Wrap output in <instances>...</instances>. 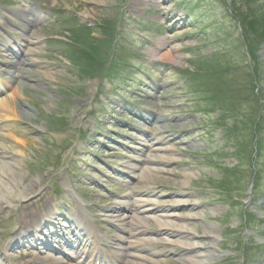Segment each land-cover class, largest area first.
I'll return each instance as SVG.
<instances>
[{"label": "rangeland", "instance_id": "1", "mask_svg": "<svg viewBox=\"0 0 264 264\" xmlns=\"http://www.w3.org/2000/svg\"><path fill=\"white\" fill-rule=\"evenodd\" d=\"M124 1L130 2L128 7L131 5L132 0H72V3L70 4V8L75 10L76 8L80 7L79 13H81L83 11L87 12V9L91 10V8H92V10H93V14L91 12L92 16H94V17H99V16L100 17H107L106 19H108V18L111 19L112 16L120 15V18H119V21L117 24V29H120L121 25H122V19L124 18L123 14L125 12V9L122 8V6L124 5ZM249 1L256 2V0H249ZM223 2L224 3L226 2V5L230 6V8H232L234 13H235V15L233 14L234 17L232 19L233 25H235V26L240 25L242 27V26H246L249 24L250 28H253V30H256L257 32L260 31L261 32V33H259L260 35H254V37L249 36L250 29L248 27H245V30L247 31L248 34L246 33V31L243 32V36L245 39L244 41L239 39V34L236 35L233 40L226 39L225 33H223L224 27L222 26V22H221V16H222L223 12L221 10L219 3H217L216 6L208 4L202 10V13H200L201 16L205 20L204 23H203V21H201L200 23H198V25L200 27H197V28L195 27V29H193V31H192V29H189V31H188V35L191 36V38L188 40L189 41L192 40L193 39L192 36L196 37L198 45L201 46L198 48V49H200V51L195 52L196 48H191L189 50V51H191V56L189 54H185V53L180 54L181 64L183 66L185 65V67H186L188 62L192 63L194 61V63L191 65V69L195 68V72H196V70H199L200 72L206 71V72L211 73L210 71L219 69L222 66L221 65L222 63L218 60V58H219L218 52L217 53L215 52L212 56L213 50H217L221 54H223V53L225 54V48L228 47L227 52H230V50H231V54L226 55V56H231L229 61L241 62L240 61L241 56L239 53L241 52V49L243 48V43H249V46H250L249 50L251 48L255 49V55H253L252 61L250 62V64L255 65L254 72H253L254 74L251 71V77L247 78L250 80V84H249L247 82L246 76L243 72L246 70V68L243 69L242 72L239 71V82H238V84L241 86V89L243 90L244 93L246 92V87H248L249 92H251L253 90L257 91V88H260V91H262L264 94V28L258 26L261 24L256 25V23H260V22H256V21L252 22V20L248 19L249 17L243 18V20H242L243 14H239L242 12L248 14L245 11L248 10V7L255 9L256 8V7H254L255 3L249 4L245 0H223ZM205 3H206V1L204 0V4ZM246 5H248V6L246 7ZM94 6H96L95 9H93ZM154 6H156V5H153V8L151 9L153 11H155L157 9V6L156 7H154ZM150 14L147 11H146V14H144L142 9L137 10V12H134V10H131L130 18L138 17L141 19H146ZM151 15L157 16V14H151ZM253 16H256V15H253ZM138 27H139V25H137L136 23L135 24L130 23V25H127L125 31H126V33H129V34H135V33H138ZM144 27H146V26H144ZM93 29L99 30L100 28L96 27ZM201 30H203V32L205 34L204 33L200 34ZM218 30L221 31L222 33L218 32ZM142 33L144 34L146 32H142ZM150 34H151L152 38H154V39L156 37H158L157 31L155 29L152 32H150ZM205 36L208 39H210L211 43L208 45L206 44V45L202 46V44H204L203 40L206 39ZM218 36H220V37L217 40V42L211 40L212 38H215ZM158 38H161V37H158ZM185 40H187V39H185ZM230 43L232 44V46L236 47V50H232L229 48V46H231ZM181 47L182 48L183 47H190V45H188V43L184 42L181 45ZM189 51H188V53H189ZM235 51H236V53H235ZM164 53L168 55V56H165L163 53H160V55L162 54L161 57L164 60L169 61V59L170 60L175 59L174 57L171 58L168 53H166V52H164ZM194 54H195V56L193 58ZM182 57H184V58H182ZM211 58H212V60H211ZM204 62L205 63L210 62V63L207 66V65H204ZM256 64H259V67L261 69L260 74L257 73ZM199 66H201V67H199ZM75 71H76V69H73V72H72V71H68L66 68H61L57 72H53V74H52V80L53 81H50L47 79V77H49L48 73H40V71L35 73V71L32 70L31 74L29 75L30 77H28L27 74L25 75L29 78V80L27 81L25 79L24 83H23V85H21L20 89H21V92L23 93L22 97H24L25 100L30 99L31 107L33 110L32 112L36 114L30 119L32 120V122H36L40 126L45 125V128H46L45 131H43L41 133H34V134H32V131L29 129L25 132V130L27 129L26 127L22 128L21 130H17L15 132V134L18 135L17 137H19L23 141L22 144L20 143L18 150L19 151L25 150L31 154V155H28L30 157L28 158L27 161L24 162L23 165L26 164V170H28L32 174H36L35 172L39 173L42 171V165L37 160L38 159L37 157L39 156L41 159L44 155V151L51 153L52 152L51 143H53V141L57 142V140L59 138L58 134L56 133V130L61 128L62 119L64 120V117L61 119L59 116L62 115V116L68 117L70 115V111L68 109V104L74 105L77 103V94H79L81 92L80 86H81L82 82H80V86H79L77 78L74 76V75H76ZM234 74H235L234 72L227 73L225 78L223 79V81H218V80L213 78L214 80L212 79V81H210V83L207 85L206 88L203 87V91H200L196 87L190 88V85L188 87L186 86V88H188V95H189L190 100L192 98L196 99L197 105L194 102H192L193 105H196V109H198V108L203 109L204 103L202 101L205 99H209V97H211V93H214V95H218L221 100L223 99L222 101H224V102H222V104L225 106V109H228L227 107L230 105V103H236V102L239 103V98L242 97V96H240L242 91L238 90L237 92H233L229 95H227V93H226L227 91H229L228 89H226L227 88L226 84L232 83L233 81H235V80H233L235 78ZM195 75L197 76V73H195ZM39 78L41 79V81H39ZM177 78H179V79H176V81L180 84V82L182 80L180 79L179 76H177ZM260 78H262V81L258 82V80ZM40 84H42V85H40ZM16 89H18V85L16 86ZM84 90H86V88H84ZM208 90H210V92H207ZM183 95L185 96V94H183ZM16 101H18L17 98H16ZM16 101H15V103H16ZM253 102H255V101H252V103ZM240 103H241V101H240ZM251 105L249 103L246 104V102L244 104V106L249 111L248 118H247V122L249 124V127H252L255 123L257 124L258 121H259V123L264 125V107L256 108L254 106L252 107ZM17 106L19 108L22 107V105L19 103ZM47 107L49 109H47ZM200 109H198V110H200ZM259 110H261L262 112L260 113ZM251 113H252V119L249 120V115ZM71 114L75 115V111H72ZM195 115L196 114H194L192 116L194 117ZM2 136L6 137L5 134H2ZM66 136L68 138H72L71 130L68 131ZM260 136H264V133L259 134V137ZM62 137H64V136L62 135L60 137L61 141H63ZM11 139H12V141H16V139L14 137H12ZM33 139H36L37 143L33 142ZM214 139H216L215 136H214ZM251 150H252L251 146L245 148L244 153H242L243 156H246V154L250 156ZM249 156H247V157H249ZM231 160L232 159L226 160L224 163V166L231 168V171H238V173H237L235 178L229 179L228 183L231 185H232V182L234 184H236V185H232V186H234L233 187V189H234L233 194L239 195V197H240V195L246 194L247 190L249 189L251 179L253 177L252 167L245 168L248 165L246 163H244L243 157H240V160L236 158V162L234 161V159H233V161H231ZM260 162H261V158L258 157L256 165H258ZM202 163H203V161H202ZM34 165L39 166L37 170L33 169ZM18 166L21 167L20 164ZM262 170H263V174L261 175L262 176L261 182L262 181L264 182V169H262ZM199 171H200V173L195 172L196 177H193V178H192L193 173H191V175H190L192 178L191 185H193L195 187H197V186L208 187V186H210V184L211 185L217 184L216 186H218L220 184V180H221L219 178L220 172L217 171L216 169L211 170L209 167L206 169H204V167H200ZM17 173L19 174V176L21 178L20 180L24 181V182H28V180H30L32 182L36 179V177H38V174H36L32 177L26 178L25 175L20 174V172H17ZM26 176H27V174H26ZM236 179H238V182L236 181ZM215 192H217L216 189H215ZM212 194H214V193H212ZM221 197L223 199L222 201L229 199V197H223V196H221ZM260 198H261V196L255 197V202L257 203L260 200ZM245 200H246V197L242 196L241 197V205H242L241 207H240V202H238L236 204V206L233 204H231L229 206L225 202H222V203H219L220 207H217V210L219 211L220 215H222V217H220L222 220V223L221 222H219V223L214 222L213 226L215 227V229L217 231H219V229H222L223 234L227 236L226 243H227V247L229 248L227 250L234 251V253H228L227 256H229L231 254V256L233 258L226 264H262L260 262H262L264 259V243L259 248L258 246L255 245L258 243H256L254 241V237H256V238L259 237L260 239H263L262 233H264V222H263L264 221V213H262V217H263V219H261L262 222L258 221V219H257L258 217H260V215L254 221L250 220L249 215L246 216L247 221H249V224L252 225L256 230V231L252 232V234L250 236L245 235V232L247 230L251 231L249 228L245 229L243 232H240V227L245 228L246 226L245 225L239 226L237 224L238 223L237 217L242 218L244 212L249 211V207H246L243 204V202ZM204 222L205 223L201 222L198 225H194L193 227L190 226V232L194 231V237H192V238H195V236H197V235L201 236L202 226L205 224H210V222H208V221H204ZM240 224H242V222H240ZM152 227H155V225H152ZM233 229H235V231H233ZM254 233H257L258 235H254ZM234 237H237V239H238L237 244L238 245L240 244V241H242L243 247L248 246V241L251 242V246H249V247H252V249L250 248L247 251L249 255L245 254V250L248 247L244 248L243 250L242 249L240 250L238 248V245L235 244L233 241ZM257 250L259 251V253L256 252Z\"/></svg>", "mask_w": 264, "mask_h": 264}, {"label": "bare ground", "instance_id": "2", "mask_svg": "<svg viewBox=\"0 0 264 264\" xmlns=\"http://www.w3.org/2000/svg\"><path fill=\"white\" fill-rule=\"evenodd\" d=\"M258 5H256V7L263 9L264 8V3L257 1ZM1 11H5L4 9H1ZM25 14V13H23ZM38 40H36L35 43H37ZM32 54H26V61H27V65H32L34 63V61L32 60L31 57ZM228 90H230V92L233 91L232 88H230L229 86H226ZM246 103H250V105L256 108H261L264 107V100L259 98L257 96L256 101L251 103V102H247ZM0 109L4 110L5 115L3 117H8L6 116V114L10 115L12 114L13 116L15 115H19L17 113V110L13 109L10 106V103L6 100V99H0ZM49 109V108H47ZM23 117H25L27 120L30 121V118L33 117L32 114L25 113L22 112L21 114ZM259 122V121H258ZM174 125L171 124L169 126L168 130H162L161 134L165 135L164 138H159L156 141H159L160 145H163L165 143H168L167 146H163V147H158L157 149H159L160 151H163L164 155H166L165 152L168 153V155L166 157L164 156H160V155H156V154H151L148 156V160L147 162L152 164H157V163H175L179 166H187L188 163H186L184 160L175 157L174 155L169 154L172 150H174L175 152H179L182 153V150H184L183 148H179L178 145L180 143V139H176L175 135L172 131V128ZM39 128L38 131H45V125L44 126H38ZM157 145V144H156ZM150 151H153V149H151ZM158 151V150H157ZM155 152V151H154ZM173 154V153H172ZM152 162H156V163H152ZM0 163H4L2 161H0ZM13 164H15L13 162ZM3 169V166L0 164V170ZM147 170L150 169V166L146 168ZM155 171H168L167 169H160V168H155ZM172 171V170H169ZM3 172V171H2ZM23 174V173H20ZM173 174V173H172ZM5 176V178H3ZM14 176H16V174L11 175L8 171L3 173L1 175V181H0V208L3 206V204L6 201L5 197L6 195L9 194L10 191V183L11 180H15V182H19V180L21 179L19 174H17V177L14 178ZM149 177L154 178L151 174H149ZM189 177V176H188ZM156 180V181H155ZM154 181H152V184H164L167 185L168 182L167 181H162V178L160 177H156ZM192 180L188 179V181H182L181 182V186H186L189 185V182H191ZM178 190V189H177ZM5 193V194H4ZM180 194H184L185 193V189L181 188L179 191ZM193 195H197L198 199L195 200V198L189 197L186 199H183V202L180 204L177 201H174L173 203L171 201H159L156 203H151L150 200H147L148 205L144 202V207L141 208V210H139L141 213H147L149 211H154V212H158V214H161L162 217L163 216H173V214L171 212H167L169 211V209L172 208V206H176V205H181L182 208L185 209V213L183 215H181L182 217H185V224L184 226L177 224L175 222L169 221V225L170 227H165L162 229V232L166 235H170L172 234L174 236V239L172 240V242H178L179 245H181L184 250V257L182 258V260H184V263L186 261V264H212L214 261L217 262L219 256L215 251L214 246H216V248H219V244L217 243L219 240V236L220 234L216 233V229L214 226L212 225H203L202 226V233L201 235L204 236V240L202 241V243H192L190 241L187 240H182L179 239L182 237H188L190 235V232L188 230V226L193 225V222L195 221V219H200V220H205L208 217V212H207V206L209 205V201H203V196L199 193V191H194L192 192ZM168 203V204H166ZM167 205V206H166ZM163 212H165V214H163ZM217 213L215 212V215ZM131 215L134 216L135 219H132V222L136 223L135 225L137 226H141L139 227V229L137 230V233L139 234V238H138V243L139 245H145V243H152L154 241V237L155 236H150L144 233L143 228L147 227L145 226V223L143 221V219H145L146 217H143L142 219H140L139 215L140 214H135L132 213ZM124 216V214H122L119 218L121 219ZM132 217V216H131ZM143 227V228H142ZM149 230V229H148ZM222 232V231H221ZM193 234V233H192ZM136 244H133V246H135ZM194 247H204L203 250H196ZM140 248H137V250L132 251V253L130 254V256L133 258V261H139L140 257H143V255H141L143 252H145V248L141 249L139 252ZM149 261H155L153 258H151ZM148 261V262H149ZM262 264H264V259L261 262ZM147 264V263H145Z\"/></svg>", "mask_w": 264, "mask_h": 264}]
</instances>
